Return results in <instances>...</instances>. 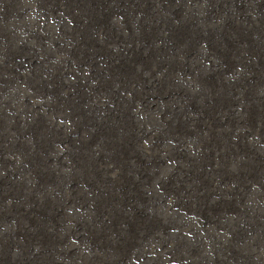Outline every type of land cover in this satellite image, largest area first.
<instances>
[{
	"label": "rangeland",
	"instance_id": "obj_1",
	"mask_svg": "<svg viewBox=\"0 0 264 264\" xmlns=\"http://www.w3.org/2000/svg\"><path fill=\"white\" fill-rule=\"evenodd\" d=\"M0 264H264V0H0Z\"/></svg>",
	"mask_w": 264,
	"mask_h": 264
}]
</instances>
